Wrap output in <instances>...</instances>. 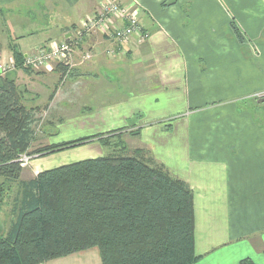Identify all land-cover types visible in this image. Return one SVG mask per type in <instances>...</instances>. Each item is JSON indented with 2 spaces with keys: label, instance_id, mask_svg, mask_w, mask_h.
<instances>
[{
  "label": "crops",
  "instance_id": "obj_1",
  "mask_svg": "<svg viewBox=\"0 0 264 264\" xmlns=\"http://www.w3.org/2000/svg\"><path fill=\"white\" fill-rule=\"evenodd\" d=\"M134 1L147 38L138 47L131 42L127 55L117 57L120 47L105 36L75 39L88 15L87 0H0V32L6 25L3 32L13 33L23 56L62 40L75 49L73 66L63 76L54 70L7 78L14 79L27 109L53 113L49 141L63 134L65 142L103 135L141 115V144L154 156L159 152L161 162L171 159L166 150L171 147L170 165L192 190L199 257L193 264H264V98L249 103L248 97L264 93V0ZM232 19L259 40L260 60L247 54ZM85 52L89 61L82 58ZM10 55L0 49V59ZM231 95L244 98L211 106ZM202 103H210L207 119L201 117L209 129L206 138L196 132L199 115L188 112ZM173 112L172 133L162 132L160 124ZM182 127L194 130L184 136ZM42 264L101 260L91 248Z\"/></svg>",
  "mask_w": 264,
  "mask_h": 264
},
{
  "label": "trees",
  "instance_id": "obj_2",
  "mask_svg": "<svg viewBox=\"0 0 264 264\" xmlns=\"http://www.w3.org/2000/svg\"><path fill=\"white\" fill-rule=\"evenodd\" d=\"M11 52L14 67L23 70V55L15 48ZM56 70L61 76L67 72L60 66ZM35 126V112L22 104L14 79L0 76V200L15 190L13 221L0 235V264H42L91 248L98 249L101 264H193L199 259L193 193L185 182L151 166L139 151V156L120 153L121 144L104 156L22 180L17 161L30 147ZM91 139L109 146L103 135H94L39 152Z\"/></svg>",
  "mask_w": 264,
  "mask_h": 264
},
{
  "label": "rangeland",
  "instance_id": "obj_3",
  "mask_svg": "<svg viewBox=\"0 0 264 264\" xmlns=\"http://www.w3.org/2000/svg\"><path fill=\"white\" fill-rule=\"evenodd\" d=\"M113 2L118 4L120 7H124V8L127 7L131 14H133V12H135V15L138 19V15H139V9L138 8L139 7L137 6V4L135 3L134 0H113ZM99 8H100V0H87L86 9H88V11H87L88 15L84 18L86 19L88 17H93L95 12L98 11ZM113 24H114V26L112 25L113 28H116L118 26V23L115 21L113 22ZM231 26L233 27L234 32H235L236 36L238 37V39L240 40L243 48L247 51V54L255 60H257V59L260 60L263 57V55L261 53V47L259 44V40L258 39L257 40L252 39L249 36H247L244 33V31L240 28L239 23L236 21H233V19L231 22ZM2 27H3V30H2V32H0V35H2L0 38V49L2 47H4L7 50H10L11 55H10V57H7V58L5 57V59H0V63L5 62V64L7 65L6 71H4L3 74H0V76L9 75V77L13 78L16 74H18L20 72L27 73L25 71H28V73H44V72H47L46 69H43V68L31 70V69H28L26 67L24 68L23 65H22V68L25 71H23L22 69L15 68L14 67V58H13V55L11 52L12 48H15L14 47L15 46L14 45L15 38L13 37L14 36L13 33L10 34L7 32H3L6 25H3ZM92 33H94V34L96 33L99 36L101 35V37L105 36L100 31L99 32L92 31L90 34H92ZM76 37H77V33H76ZM83 37H85V36H83ZM135 43L136 44L134 45V47L135 46L138 47L141 44L139 42H135ZM49 44L50 43L43 44V45H40L39 47L48 48ZM130 47H131L130 44L122 46L120 48L119 54H117V57L121 56V55L126 56L127 53L129 52ZM32 52L33 51L29 52L27 55H30ZM114 56H116V53L112 52V57H114ZM23 58H24V56L22 57V60H23ZM10 60H11V62H10ZM10 64H13V67ZM57 67H54L52 71H54V70L57 71L56 70ZM52 71H50V72H52ZM19 75L20 74H18V77H19ZM226 86H229V85H226ZM230 87L232 88L231 85H230ZM255 93L256 92H254L252 94L254 96L248 95V97L250 98L249 103L250 102L254 103V101L264 98V93H261V94H255ZM240 98H244V97L243 96H233V95L222 96L220 98L221 100L214 102L215 104H212L211 106L222 105L225 102H227V103L236 102L237 103V101H239V100H235V99H240ZM222 99H224V100H222ZM209 104L210 103H202L198 106L191 108L188 111L189 114L199 115V116H197L196 121L198 123L197 125L199 127H201V129L199 131L196 130V132H197V134H199V136H202L203 138H206L208 136L209 129L206 126L201 125V124H203V120L201 117H203V118L205 117L204 119H207L206 114H207L208 106H210ZM51 114H53V113L50 112L47 108H43V107H42V110L35 112V116H36V126L35 127L36 128H35L34 139L31 142L30 147L28 148L27 152L21 154L18 158V161H17L19 163L21 169H22V172H21V179L22 180L31 179L35 173H39L40 171L56 168L58 166L67 165V164L75 163V162L86 160V159L96 158V157L87 158L85 156L95 155V156L99 157V149H103L102 152L104 154L102 156H104V155L108 154L109 152H111L112 150L115 149V147H114L115 144H117V145L121 144V147L125 148L124 152H121L120 149H118L117 151H119L120 153H122L124 155L127 154L130 156H136V155H138L136 153V151L137 152L139 151L142 158H144L147 161H150L151 166H161L168 174H170L174 178H177V173H176V171H174V167L173 166L171 167V165H170L171 164L170 162L173 161V157H174V156H172L173 152L171 151L172 150L171 147H168V148L166 147V150L169 149L167 151H169L168 154L171 155V159L170 160L165 159L166 161L164 159H162V162H161V160L158 158V155H159L158 151H157L158 153L156 152L157 154L154 156L152 154L151 150H149V148H147V146L145 144L144 145L141 144L140 140H141L142 135H140V134H142V132H143V129H144L143 124L145 122V121H142L139 119L141 115H139V114L136 115V118L133 121L129 122L126 126H124V125L121 126L120 129L119 128H116V129L113 128V130L105 132V134H103V137L106 138V140H108L109 146H104L102 144L100 145L98 139H91L90 141L82 142L81 144H78L75 147L65 148L63 150H58V151L52 150V152L47 151L48 154H42L39 151H42L44 149H48V148L56 146V145L68 143V142H65L66 136L64 134L60 136L61 140L52 139V141H49L46 138L47 136H51L52 134H55V129L53 127H48V124L52 125L53 123H55V120H56L55 118L51 117L52 116ZM186 114H188V113H186ZM172 115L175 116L176 114L174 112L168 114V116H170V117ZM167 117L165 118L167 121H164L160 124V129L162 132H166L168 134H171L173 131V123L175 122L176 118L174 119V117H171V119H167ZM145 120H147V118ZM148 120L146 122H149ZM151 127H154V126L151 125ZM182 128H183V135L184 136H190L192 134V131L194 130L191 127H182ZM97 132H99V131H97ZM90 137H92V136H90ZM90 137H86V138H90ZM57 141H59V142H57ZM166 150H165V153H166ZM81 153H83L82 156H84L85 158L79 157V154H81ZM1 186H2V182L0 180V187ZM14 197H15V190L12 188V190L8 191L6 193V195L3 197V199L0 200V202H1L0 203V235H3V236L6 234V232L8 231V229H9V227L13 221V215L11 213V209L13 206Z\"/></svg>",
  "mask_w": 264,
  "mask_h": 264
},
{
  "label": "built area",
  "instance_id": "obj_4",
  "mask_svg": "<svg viewBox=\"0 0 264 264\" xmlns=\"http://www.w3.org/2000/svg\"><path fill=\"white\" fill-rule=\"evenodd\" d=\"M114 21L118 23V26H115L116 28L112 27ZM92 31H100L120 48L129 45L133 41L142 43L147 38V35L139 26L135 12L131 14L127 7H120L113 0H100V8L94 16L84 18L76 27L77 37L75 33V39L79 40ZM74 54V44L69 40H62L50 43L48 48L36 47L30 55L24 56L22 65L24 68L31 70L43 68L47 72L60 66L68 71L73 65ZM82 58L88 61L91 59V54L85 52ZM10 65L13 67V64ZM6 69L5 62L0 63V74H3Z\"/></svg>",
  "mask_w": 264,
  "mask_h": 264
}]
</instances>
